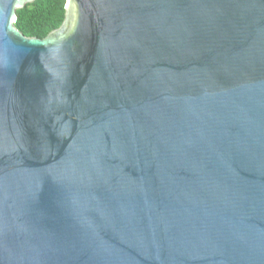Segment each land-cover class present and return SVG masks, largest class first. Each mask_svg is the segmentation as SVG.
Returning a JSON list of instances; mask_svg holds the SVG:
<instances>
[{"label": "water", "instance_id": "obj_1", "mask_svg": "<svg viewBox=\"0 0 264 264\" xmlns=\"http://www.w3.org/2000/svg\"><path fill=\"white\" fill-rule=\"evenodd\" d=\"M0 0V264H264V0Z\"/></svg>", "mask_w": 264, "mask_h": 264}, {"label": "trees", "instance_id": "obj_2", "mask_svg": "<svg viewBox=\"0 0 264 264\" xmlns=\"http://www.w3.org/2000/svg\"><path fill=\"white\" fill-rule=\"evenodd\" d=\"M67 0H36L17 10L15 27L27 38L45 39L65 21Z\"/></svg>", "mask_w": 264, "mask_h": 264}]
</instances>
